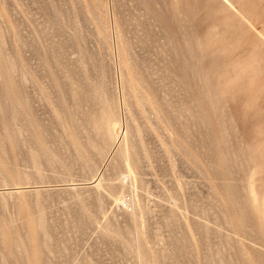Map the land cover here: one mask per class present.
I'll return each instance as SVG.
<instances>
[{
  "label": "rangeland",
  "instance_id": "rangeland-1",
  "mask_svg": "<svg viewBox=\"0 0 264 264\" xmlns=\"http://www.w3.org/2000/svg\"><path fill=\"white\" fill-rule=\"evenodd\" d=\"M0 264H264V0H0Z\"/></svg>",
  "mask_w": 264,
  "mask_h": 264
},
{
  "label": "bare ground",
  "instance_id": "bare-ground-1",
  "mask_svg": "<svg viewBox=\"0 0 264 264\" xmlns=\"http://www.w3.org/2000/svg\"><path fill=\"white\" fill-rule=\"evenodd\" d=\"M125 138V137H124Z\"/></svg>",
  "mask_w": 264,
  "mask_h": 264
}]
</instances>
